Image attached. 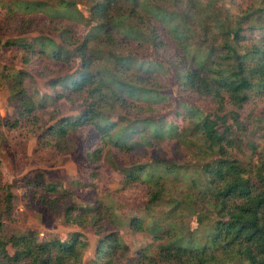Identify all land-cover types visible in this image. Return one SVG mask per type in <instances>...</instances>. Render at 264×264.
Returning <instances> with one entry per match:
<instances>
[{
	"label": "trees",
	"instance_id": "1",
	"mask_svg": "<svg viewBox=\"0 0 264 264\" xmlns=\"http://www.w3.org/2000/svg\"><path fill=\"white\" fill-rule=\"evenodd\" d=\"M218 3L13 0L1 9L14 35H36L0 39L23 67L0 71V88L17 108L5 126L33 125L39 144L62 153L81 140L92 166L89 186H97L104 160L120 174L121 190L145 192L146 215L124 217L103 202L72 203L70 188L41 174L27 183L30 197L64 211L67 226L99 238L89 264H264V154L246 143L239 112L253 100L264 104V0ZM38 78L46 79V92ZM170 85L216 111L175 104L163 93ZM65 109L77 115L64 116ZM165 144L184 161L204 162L184 172L181 161L162 151ZM0 192V264H84L83 232L66 240L7 233L3 218L16 197L7 184ZM186 211L210 229L202 234L170 223ZM125 228L149 245L132 252L120 233Z\"/></svg>",
	"mask_w": 264,
	"mask_h": 264
},
{
	"label": "rangeland",
	"instance_id": "2",
	"mask_svg": "<svg viewBox=\"0 0 264 264\" xmlns=\"http://www.w3.org/2000/svg\"><path fill=\"white\" fill-rule=\"evenodd\" d=\"M9 1L13 0H0V39L4 41L28 35L36 36L34 33L14 35L12 29L6 27L4 21L5 15L1 12V9L4 3H8ZM210 1L215 3V7L219 6L218 2L220 0ZM82 9L85 11V8ZM27 19L24 18V21L34 25L35 22L31 21V18L29 20ZM39 24L42 29H45L44 23L41 22ZM245 35L258 39L262 35V32L246 31ZM4 68L12 70L22 69L23 67L15 60L10 49L0 48V71ZM59 69L62 68L59 67ZM37 83L41 91H47L45 89L46 79L38 78ZM163 93L168 95L175 104L189 102L207 114H213L216 111V107L210 103L187 99L183 93H179L176 86H171L169 89L163 91ZM15 107L16 104L11 100L8 90L4 87L0 88V122L3 125L0 129V184L10 186L13 195L16 197L13 212L9 215L4 214L3 221L6 232L35 231L41 237L43 236L49 239L58 237L62 240H66L70 233L83 232L88 241V248L84 251V264H89L94 258V251L99 238L89 230L67 226L64 223V211L61 209H50L42 205L38 199L30 197L33 190H31L27 183L41 174L45 182L60 183L62 190L70 188L73 195L69 200L72 203L87 206L96 202H103L108 206L111 205L116 213L124 217L133 216L134 214H139L142 217L146 215L145 207L147 202L145 192L142 189L121 190L120 174L118 171L113 170L104 160L100 166V179L97 186L95 188L89 186V176L92 171V166L85 160L82 153L83 142L81 140L77 141L75 151L62 153L46 147L43 143L39 144L38 137L40 132L33 125L23 126L17 131L11 130L5 126V123L16 118L17 108L15 109ZM233 110L234 107L232 105L228 104L226 106L227 114H230ZM239 112L247 126L246 143L249 141L256 143L259 153L264 154V138L262 137L264 135V104L260 100H253ZM63 113L64 116L77 115V112L66 109ZM121 115L129 117L122 112ZM161 149L166 154H170L168 157L181 161L180 164L185 168L184 172L193 173V171H196L194 169L196 165L199 162H204L203 160H198L197 164H194L180 159L186 158V156L182 157L177 154V151L172 149V145L170 144L163 145ZM245 155L246 157L251 156V150L248 145L245 150ZM118 165L121 168L125 167L122 162H118ZM2 194L0 192V196ZM2 211L0 209V212ZM155 213L162 219L165 218L163 213L157 211ZM171 221L170 223L178 227L185 225L191 230L200 229L202 234L210 229V223L208 221L200 224L198 223L197 217L188 211L181 216L179 215L177 220L171 218ZM120 233L124 242L130 247L132 252L149 245L144 235H136L126 228L120 230Z\"/></svg>",
	"mask_w": 264,
	"mask_h": 264
}]
</instances>
